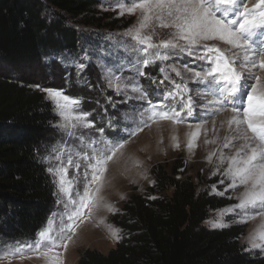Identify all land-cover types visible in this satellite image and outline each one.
Segmentation results:
<instances>
[{"label":"snow or ice","instance_id":"1","mask_svg":"<svg viewBox=\"0 0 264 264\" xmlns=\"http://www.w3.org/2000/svg\"><path fill=\"white\" fill-rule=\"evenodd\" d=\"M117 7L120 15L132 14L137 9L141 12L138 25L124 33L135 43L132 52L144 54L143 58L137 56L136 64L132 66L139 76L146 75L141 66L146 68L157 60L167 61L179 54L207 65L201 66L200 70L188 65L162 68L164 75L158 86L167 84L169 87L164 100L157 104L148 100L147 91L134 77L124 81L112 68H106L104 79L110 88L125 94L130 90L136 94L134 98L148 101V108L139 112L137 126L129 136H136L144 128L161 121H169L173 126L184 124L194 109L200 107L204 110L203 118L187 134L186 147L192 153L202 132L205 145L217 144L216 138L207 139L209 122L214 136H218L226 124L223 143L209 152L206 159L212 163L215 158L213 175L219 172L230 180L229 189L243 188V191L238 196V203L224 209L223 215L235 213L239 223L259 217L260 224L248 239L252 248H264V0H256L251 7L244 0H132L131 6L118 0ZM161 29L168 31L161 34ZM77 67L82 70L84 65ZM169 71L174 72L179 81L172 79L167 74ZM188 80L202 86L195 97L188 87ZM41 90L52 100L54 111L60 117L58 127L80 142L77 147L68 146L66 142L59 147L53 146L55 155L50 153V157L59 162L49 167L48 172L54 177L60 197L57 203L63 204L64 211L54 213L35 240L0 248V259L23 260L36 256L45 264H64L60 249L67 250L76 234L77 222H83L85 211L91 214L93 209L101 206L103 198L99 193L106 180L109 162L127 142L105 140L103 128H95L91 113L81 108L79 98L66 95L62 90ZM196 97L203 103L197 104ZM225 114L226 118L221 119L217 127V117ZM188 127L193 129L192 124ZM94 128L101 134L99 138H93L85 131ZM78 129L81 130L79 133ZM172 139L173 147L179 148L177 137ZM237 143L239 147H236ZM232 148L235 150L230 155L225 153V149ZM70 168L78 172L83 169L82 180L79 175H70ZM81 182L83 191L79 190ZM212 189L216 192L215 185ZM103 206L109 212L116 211L110 204ZM216 223L219 221L214 226ZM109 229L112 237L119 240V230L111 226Z\"/></svg>","mask_w":264,"mask_h":264},{"label":"trees","instance_id":"2","mask_svg":"<svg viewBox=\"0 0 264 264\" xmlns=\"http://www.w3.org/2000/svg\"><path fill=\"white\" fill-rule=\"evenodd\" d=\"M101 8L102 0H0V240H33L55 204V183L47 171L43 145L56 116L33 79L24 75L52 73L65 80L66 92H77L81 106L88 104L86 91H101L103 85L93 77L89 68L93 63L83 51L91 46L97 58L108 60L99 48L112 49L114 43L102 47L81 29L114 30L122 20ZM69 56L78 63L82 57L79 64L84 67L77 75L63 63ZM137 56L134 53L133 58ZM160 69L157 61L142 69L156 74L150 82L143 79L149 90L142 86L148 100H158L154 104L161 102L154 96L160 86L152 82L160 79ZM88 100L91 104L92 97ZM109 104L111 100L105 106ZM120 106L115 105L118 119L114 113L106 114L117 120L118 143L132 131L121 134L131 123L121 120ZM181 167L179 161L171 171L154 166L148 191L130 194L111 217L122 233L120 241L107 254L84 250L77 264H264L258 250L246 253L240 243L244 224L219 229L204 225L209 211L222 208L226 200L197 191L191 178L178 175Z\"/></svg>","mask_w":264,"mask_h":264},{"label":"rangeland","instance_id":"3","mask_svg":"<svg viewBox=\"0 0 264 264\" xmlns=\"http://www.w3.org/2000/svg\"><path fill=\"white\" fill-rule=\"evenodd\" d=\"M118 0H102V10L106 11L112 15V17L122 19L119 22L120 28H116L114 30H94L95 28H91V30H87L85 28L81 29L89 35V38H93L95 42H97L102 47L105 45H109L110 43H114V48L105 50L103 48H99L101 52L107 53L108 60L104 58H97L92 51V47L86 48L85 54H89L90 61L93 63L89 65V68H92V75L97 80L98 83L102 84L103 87L101 91H90L87 92L88 95L86 100L88 104L82 105L87 111L91 113L90 119L94 122L95 128H103V138L111 143H118V139L120 136V131L118 128L117 120L113 117L109 118L106 116L107 113L113 114L118 119L119 113H117V107L115 105L120 104V118L125 121V125L130 124L129 127L125 126L123 132L128 131L129 129H134V124L139 121V112L143 111L145 108H148L147 100H139L134 98L136 96L135 93L130 90L125 94L123 91L117 93L115 88H110L108 86V82L104 79V73L106 68H112L114 70V74L118 77H121L122 80L127 81L128 78L134 77L136 82L146 87L149 90V87L146 86L147 81H151L156 74H147L143 77L139 76L138 73L132 67L136 64V59L134 57V52H132V47L135 46L134 41H132L130 36H125L124 33L138 25L141 19V12L137 9L134 13L128 14L125 12L123 15H120V8L117 7ZM119 2H125L127 6H131L132 0H119ZM256 0H244L249 7L254 4ZM87 30V31H86ZM161 34L167 33L168 30L161 29L159 30ZM87 35V36H88ZM100 40V41H99ZM99 41V42H98ZM117 50H120L121 53H117ZM116 51V52H115ZM110 52H115L113 56L110 57ZM98 53V52H97ZM84 54V55H85ZM139 57L143 58V53H138ZM185 57L184 61H180L181 58ZM80 62H82V57L79 56ZM187 61V64L185 63ZM65 66L72 67V72L77 75L81 70L78 69L77 65L79 64L75 59H69L63 62ZM161 69L166 68L171 65H176L178 67H182L183 65H188L189 67L200 70L195 67L196 63L198 66L207 65L202 61L194 60L192 57H189L185 54L174 55L170 57L167 61H159ZM144 69L141 66V70ZM151 69V68H150ZM161 69L158 72L160 75L159 80H155L156 83L159 84V81L163 79L164 73L161 72ZM68 73L70 71L68 70ZM172 79L179 81V77L176 76L174 72H168ZM25 77H31L33 80V85L38 88L44 95V98L48 100L54 110L53 102L50 98L47 97V93L42 91L41 89H57L62 90L66 95L71 97H75L76 91L66 92L64 88L65 80H60V77L52 76V73L42 74V72L36 71H26ZM144 79V82H143ZM187 79V75L185 76ZM68 80H70L68 78ZM153 82V81H152ZM96 84V81H95ZM37 85L39 87H37ZM97 86V85H96ZM169 85L165 84L164 86H160L159 89L154 90V96L161 101L164 100V94ZM188 87L191 90V94L195 97L196 91L201 88V85L196 84L195 82L188 80ZM145 89V90H146ZM73 90H76L73 88ZM100 94V95H99ZM106 94V95H105ZM92 97V102L89 104L88 98ZM77 98V97H75ZM103 99V101L101 100ZM106 98V99H105ZM197 104L203 103L198 97ZM112 101V104L106 105V101ZM158 101L157 99L154 101ZM152 102V103H154ZM131 108H129V106ZM116 109H115V108ZM97 112L94 114V110ZM204 110L200 107L194 109L193 115L187 117L184 124L173 126L169 121H161L159 123H153L151 127L144 128L143 131L139 132L136 136L128 137L125 141L124 148L117 152L113 161L109 162L108 171L105 173V183L99 196L102 197L101 206L93 209L92 213L89 214L87 210L85 211V215L83 222H77L78 227L76 229V234L73 236L72 241L68 244V248L65 251L64 249H60L63 254V262L64 264H77L80 254L86 250H96L102 254H107L109 250L114 248L117 242L121 239L120 229L112 222L111 217L118 213L122 207L123 202L128 199L130 194L132 193H146L148 189L154 183V177L152 174V168L154 166H161L167 171H171L174 168L176 162H180L182 167L177 170L178 175L181 177L187 176L191 178V180L196 184L197 191H206L208 194L223 197L226 200L224 206L215 211H209L208 218L204 221V225L209 228L219 229L230 224H244L245 232L240 237V243L244 245V250L246 253H251L255 250H258L261 255L264 256V248H252L249 243V235L253 232L254 229L258 227L260 224V218L258 217L256 220H250L246 223L238 222V215L235 213H229L227 215H223V210L235 205L238 203V196L243 191V188L229 189L228 184L231 183L230 180L226 179L221 173H217L213 175V172L216 170V160L213 158V162L209 163L206 159L209 152L213 149L217 148L223 143V138L227 132V125L225 124L222 129H220L218 136H214L212 131V124L209 122L207 125L208 134L207 139L211 140L213 138L217 139V144H204L205 136L203 132L195 142L197 147L190 153L186 147L187 143V134L194 130L195 124L199 122L200 119L203 118ZM56 116V122L52 124V130L50 132L49 138L44 143L43 148H45V158L44 161L46 163L47 171L49 167L55 166L58 161L52 159L51 155H55L52 153L53 146H62L67 143L68 146L77 147L79 145V140L75 137H69L64 129L58 127L60 123V117L54 111ZM224 116L217 117V127H219V121L221 119L226 118ZM126 117H131L126 118ZM192 124L193 129H189L188 125ZM94 129L85 130L88 131V134L93 138H99L100 133ZM81 130H77L79 133ZM173 136L177 137L179 141L180 147L174 148V141L172 139ZM124 141V142H125ZM236 147H239V143L236 144ZM42 149V148H41ZM234 148L225 149V153L230 155L234 152ZM226 167V165H225ZM70 175H79L83 177V169L79 170V172L75 168L69 169ZM49 173V172H48ZM50 174V173H49ZM54 180L52 174H50ZM146 177V178H145ZM221 180H224V183H220ZM216 186V192H213L212 186ZM79 190L83 191V183L79 184ZM170 190L168 191V193ZM217 193H224V195H218ZM121 196L124 198L121 199ZM59 195L57 194V186L55 184V204L52 212L47 218L44 228L50 217L53 216L54 213H61L64 211L63 204H58L57 200L59 199ZM110 204L112 205L116 211L109 212L107 207L103 205ZM59 218L57 217V220ZM216 226H214V223ZM221 224L223 226H221ZM109 226L113 229H118V235L120 237L119 240H116L112 237ZM41 228V229H42ZM36 238V237H35ZM35 238L33 240H35ZM32 241V240H31ZM19 243H24L21 240H12V241H4L0 240V248H3L7 245H13ZM2 255V253H0ZM0 264H45L42 258H37L36 256H32V258L21 259H0Z\"/></svg>","mask_w":264,"mask_h":264}]
</instances>
